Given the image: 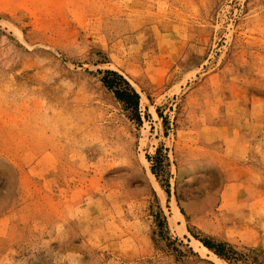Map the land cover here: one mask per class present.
Here are the masks:
<instances>
[{
	"label": "rangeland",
	"instance_id": "1",
	"mask_svg": "<svg viewBox=\"0 0 264 264\" xmlns=\"http://www.w3.org/2000/svg\"><path fill=\"white\" fill-rule=\"evenodd\" d=\"M0 170V264H264V0H0Z\"/></svg>",
	"mask_w": 264,
	"mask_h": 264
},
{
	"label": "trees",
	"instance_id": "2",
	"mask_svg": "<svg viewBox=\"0 0 264 264\" xmlns=\"http://www.w3.org/2000/svg\"><path fill=\"white\" fill-rule=\"evenodd\" d=\"M102 81L110 90L114 92L118 99L126 102L133 109H138L140 95L121 74L114 70H106ZM148 158L153 160L152 157ZM203 242L208 248L214 250L218 256L228 259L224 243L215 245L208 239H203Z\"/></svg>",
	"mask_w": 264,
	"mask_h": 264
},
{
	"label": "snow or ice",
	"instance_id": "3",
	"mask_svg": "<svg viewBox=\"0 0 264 264\" xmlns=\"http://www.w3.org/2000/svg\"><path fill=\"white\" fill-rule=\"evenodd\" d=\"M8 180V176L6 174L5 170H0V181H2L3 183H7Z\"/></svg>",
	"mask_w": 264,
	"mask_h": 264
}]
</instances>
